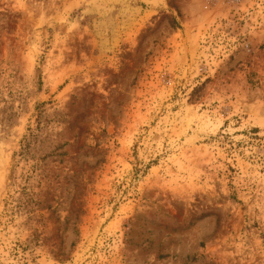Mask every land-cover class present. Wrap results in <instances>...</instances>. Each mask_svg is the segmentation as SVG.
<instances>
[{
  "label": "rangeland",
  "instance_id": "obj_1",
  "mask_svg": "<svg viewBox=\"0 0 264 264\" xmlns=\"http://www.w3.org/2000/svg\"><path fill=\"white\" fill-rule=\"evenodd\" d=\"M0 264H264V0H0Z\"/></svg>",
  "mask_w": 264,
  "mask_h": 264
}]
</instances>
